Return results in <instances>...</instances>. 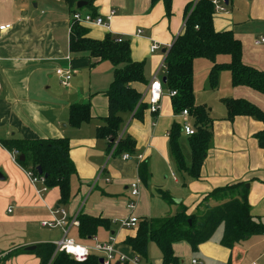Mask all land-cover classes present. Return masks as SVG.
Here are the masks:
<instances>
[{
    "label": "crops",
    "instance_id": "1",
    "mask_svg": "<svg viewBox=\"0 0 264 264\" xmlns=\"http://www.w3.org/2000/svg\"><path fill=\"white\" fill-rule=\"evenodd\" d=\"M187 0L172 1V15L165 16L161 2L151 7L150 0H92V7L76 9L82 15L105 17L114 15L103 27L80 25L87 37L103 40L110 34L130 44L131 59L144 63L146 83L131 84L143 97L155 77L162 83L163 61L167 49L181 34ZM225 12L215 14L213 26L217 32L231 31L241 43L243 64L264 72V0H229ZM85 10L84 13L81 10ZM74 13V12H73ZM62 0H0V26L11 28L0 35V264H39L32 254L19 253L7 257L13 250L38 244H54L63 238L60 228L41 225L59 219L54 211L64 210L68 220L79 214L101 218L108 223L94 235L100 243L112 237L116 252L127 259L138 258L139 264H162L161 253L153 243L145 258L139 257L123 242L134 236L136 228H121L120 221L130 216L141 220L171 217L180 206L187 214L195 211L211 191L235 183L249 186L248 204L251 215L264 225V150L258 147L255 135L264 125L249 117L227 121L223 99L245 100L264 113V96L247 87H232L230 76L222 72L216 90L208 88L211 63L198 59L193 64V94L197 106H205L212 120V139L202 164L200 177L193 180L178 172L168 148V133L174 122L192 125L190 117L174 116L171 97L162 83V96L156 115L146 110L142 119L123 114L120 137L135 141V154L128 160L114 157L107 150V141L97 139L96 129L107 116V91L113 79L109 62H96L86 55L69 52V32L73 14ZM137 31H141L137 34ZM159 49L151 52L153 44ZM205 61V62H204ZM204 63L205 75L197 78L195 66ZM72 73L68 86H62L55 72ZM196 81H199L196 84ZM223 86V91L220 92ZM225 87V88H224ZM210 92L219 96L214 100ZM199 96V97H197ZM147 103V98L143 99ZM90 104L92 120L73 128L68 123L69 108L75 104ZM182 133V132H181ZM69 140V156L75 167L70 180V200L59 206V190L48 189L42 182L31 183L24 171L6 151L1 142L10 139ZM188 137L182 134L181 150ZM190 154V153H189ZM123 155V154H122ZM142 159H138L137 157ZM185 163L190 165V155ZM147 164L150 175L147 185L138 177V166ZM139 182V195L133 212L129 186ZM168 192L172 202L166 203L157 191ZM77 229L70 227L67 238L75 243L92 246L91 238L79 239ZM222 233V231H221ZM221 233L193 252L185 243L173 244L180 264H259L264 258V239L255 235L238 243L231 250L219 245ZM55 248V247H54ZM130 264V263H125Z\"/></svg>",
    "mask_w": 264,
    "mask_h": 264
},
{
    "label": "trees",
    "instance_id": "2",
    "mask_svg": "<svg viewBox=\"0 0 264 264\" xmlns=\"http://www.w3.org/2000/svg\"><path fill=\"white\" fill-rule=\"evenodd\" d=\"M65 5L76 12L78 2L92 7V0H62ZM173 0H150L151 7L161 2L165 16L172 15ZM212 0H187L184 9V25L180 35L176 37L167 49L164 65V84L168 91L176 95L171 97V109L174 116H180L186 110L193 120L195 134L188 137L190 165L187 166L180 147L182 136L181 125L174 122L168 133V148L178 172L185 173L193 180H198L202 164L212 139V120L205 106H197L193 94V64L202 59L211 63L208 72V88L216 90L219 76L228 72L232 87H247L264 96V72L243 64L242 46L231 31L217 32L213 26L214 7ZM92 16H95L91 9ZM69 52L73 55H86L96 62H109L113 67V79L107 91V116L102 125L96 129V137L107 141V150L114 146V157L122 154H135V141L129 136L120 137L123 124V114H132L133 118L141 120L148 109L147 104L140 103L141 95L131 84L146 83L144 78V63L131 59L130 44L107 34L103 40H93L87 37V31L76 23H71L69 32ZM228 60L220 63L219 58ZM227 121L235 117H249L264 125V113L245 100L223 99ZM90 104H75L69 108L68 123L77 128L92 120ZM258 147L264 150V129L255 135ZM8 152L15 154V161L24 171L31 173L48 189L59 190V206H65L70 200V180L75 175V167L69 156V140L39 139L16 140L1 142ZM24 156V161H18ZM40 167L39 175L36 168ZM138 177L143 185H147L150 175L147 164L143 161L138 166ZM245 183H235L217 188L207 194L191 214L180 206L179 211L171 217L141 220L137 224L134 236L125 238L123 244L128 246L139 257L145 258L148 245L153 243L161 253L162 264H180L174 255L172 246L176 243H187L193 252L207 243L222 226L219 245L231 250L235 245L255 235L264 234V225L256 220L250 212L248 204L249 189ZM158 197L166 203L172 198L168 192L158 190ZM79 239L86 241L97 234L100 228L107 229L108 223L101 218L83 214L77 216ZM34 255L39 264H99V257L91 254L85 261L77 262L64 253L54 254L52 244H38L35 250H13L7 257L19 253ZM229 264V263H228Z\"/></svg>",
    "mask_w": 264,
    "mask_h": 264
},
{
    "label": "built area",
    "instance_id": "3",
    "mask_svg": "<svg viewBox=\"0 0 264 264\" xmlns=\"http://www.w3.org/2000/svg\"><path fill=\"white\" fill-rule=\"evenodd\" d=\"M213 7H214V13L219 14L225 12L224 8V2L223 0H212L211 1ZM114 15V12L111 11L107 16L105 17H92L89 14L82 15L78 11L74 12L71 15V23H76L78 25H92L95 27H103L106 26L108 22L112 19ZM11 28L10 25H1L0 26V35L3 32L8 31ZM141 31H137V34H140ZM117 42H121L122 38L118 37L116 38ZM261 43H264V40L260 41ZM159 49V46L157 44H153L150 48L151 52H155ZM162 69H164V65L162 66ZM56 76L59 78L60 83L62 86H68L72 73L68 70L58 69L55 72ZM0 90H1V84H0ZM168 95L170 97H174L176 93L174 91H168ZM162 96V83L157 78H153L151 82L149 83V86L147 87V91L143 97H141L140 103H143V99L147 98V107L148 112H150L153 115H156L159 110V102ZM183 118H188L189 114L186 110H183L180 114ZM181 132L186 137H191L195 134V130L191 124L183 123L181 127ZM115 146L111 149V154L114 152ZM130 155L123 154L121 155L122 160H128L130 159ZM13 158L15 160V154H13ZM138 159H142L140 156L137 157ZM27 177L31 181V183L36 182H42L43 179H38L34 177L31 173L27 172ZM129 197L131 201L128 204V209L133 212L136 207L135 199L139 195V182L135 181L134 183L130 184L129 186ZM59 215V219H54L49 222H42L41 225L43 227L48 228H60L63 233V238L59 242H56L54 244L55 252L57 253H64L71 258H73L77 262H83L85 261L91 254H96L99 259L102 260L101 264H139L138 258L134 259H127L124 255L119 254L115 251L113 246V238L110 237L108 242L106 243H100L96 236H92L91 240L93 242L92 246H84L75 243L73 240L67 238V233L70 227H79V221L77 220V217L68 220L67 214L64 210L58 208L54 211V215ZM138 224L137 218L130 216L127 219H124L120 221V227L129 229V228H135ZM264 239V234L262 235ZM192 264H198L197 262L193 261Z\"/></svg>",
    "mask_w": 264,
    "mask_h": 264
},
{
    "label": "rangeland",
    "instance_id": "4",
    "mask_svg": "<svg viewBox=\"0 0 264 264\" xmlns=\"http://www.w3.org/2000/svg\"><path fill=\"white\" fill-rule=\"evenodd\" d=\"M81 12L82 13H84L85 12V10L83 9V10H81ZM228 59L227 58H225V57H221V58H219L218 59V61L220 62V63H222V62H226ZM205 62V61H204ZM204 63H197L196 64V66H195V74L197 75V78H198V80L199 79H201V78H203V76L205 75V67H204V65H203ZM226 74L228 75L229 73L228 72H226ZM229 76V75H228ZM199 81H196V84L198 83ZM225 88V87H224ZM224 89H223V86L221 87V89H220V92L221 91H223ZM219 92V93H220ZM219 93H217V92H210V93H208V94H210V96L215 100L216 98H217V96H219ZM197 97H199V96H197ZM183 150H182V153H184L185 155H186V158L188 159L189 157V153H190V151H189V145H188V141L185 143V146H183V148H182ZM127 219V218H126ZM122 221V220H121ZM120 223V222H119ZM120 225V224H119ZM221 231H222V226H220L218 229H217V231L215 232V236L216 235H218L219 233H221ZM264 248V245H261V247H260V249H263ZM259 264H264V258L259 262Z\"/></svg>",
    "mask_w": 264,
    "mask_h": 264
},
{
    "label": "water",
    "instance_id": "5",
    "mask_svg": "<svg viewBox=\"0 0 264 264\" xmlns=\"http://www.w3.org/2000/svg\"><path fill=\"white\" fill-rule=\"evenodd\" d=\"M223 2H224L225 5H228L229 0H223ZM85 6H86V3H84V2H78V3L76 4V9L80 10L81 8H83V7H85ZM165 82H166V79L163 78V79H162V83L165 84ZM18 161L23 162V161H24V156H20V157L18 158ZM36 171L38 172L39 175L42 174L40 167H37V168H36ZM2 179H3V178L0 176V180H2ZM246 188H249V186L246 185ZM25 250H26L27 252H32V251L35 250V246L26 247ZM101 263H102V260L99 259V264H101Z\"/></svg>",
    "mask_w": 264,
    "mask_h": 264
}]
</instances>
